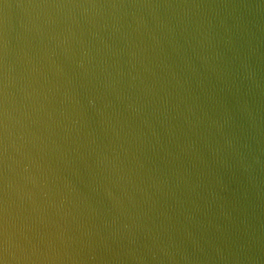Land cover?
<instances>
[{"label": "water", "instance_id": "95a60500", "mask_svg": "<svg viewBox=\"0 0 264 264\" xmlns=\"http://www.w3.org/2000/svg\"><path fill=\"white\" fill-rule=\"evenodd\" d=\"M0 264H264V0H0Z\"/></svg>", "mask_w": 264, "mask_h": 264}]
</instances>
